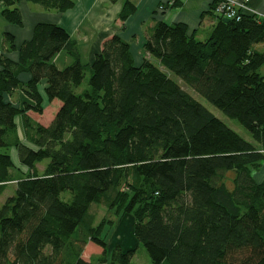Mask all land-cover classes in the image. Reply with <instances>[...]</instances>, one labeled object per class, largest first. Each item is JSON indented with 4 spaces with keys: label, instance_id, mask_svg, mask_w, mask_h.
<instances>
[{
    "label": "trees",
    "instance_id": "obj_1",
    "mask_svg": "<svg viewBox=\"0 0 264 264\" xmlns=\"http://www.w3.org/2000/svg\"><path fill=\"white\" fill-rule=\"evenodd\" d=\"M26 1L59 13L75 6ZM219 2L202 15L217 21L205 41L185 24L157 21L146 31L139 67L118 35L83 64L76 42L52 24L35 27L17 63L0 55V149L14 150L18 164L0 154V194L16 185L0 207V264H131L137 249L108 252L109 221L96 224L91 212L102 203L133 217L137 248L152 264H264V179L255 178L264 164V25L244 13L226 20L215 12ZM18 4L0 0V13L22 27ZM135 11L126 0L121 29ZM4 43L16 50L11 35ZM62 51L72 62L59 69L54 58ZM23 73L29 82H20ZM43 82L47 101L56 103L47 123L29 115H44ZM17 91L31 104L15 106L9 98Z\"/></svg>",
    "mask_w": 264,
    "mask_h": 264
},
{
    "label": "crops",
    "instance_id": "obj_2",
    "mask_svg": "<svg viewBox=\"0 0 264 264\" xmlns=\"http://www.w3.org/2000/svg\"><path fill=\"white\" fill-rule=\"evenodd\" d=\"M173 0H130L136 7L135 13L123 24L119 21V15L126 0L112 3L109 0H74L75 6L64 12L45 11L39 5L26 0H19L18 8L22 14V27L9 24L0 13V51L10 61H19V48L33 38L34 29L38 24H52L63 28L70 38L76 42L81 62L91 65L95 57L100 54L102 46L109 38L118 35L130 45L134 63L141 66L145 55L144 45L146 31L154 26L157 21H165L170 24H185L188 32L200 41L209 38L217 21L215 17L202 15L208 13L213 0H180L179 7L169 6L164 12L159 8ZM235 4H242L244 0H225ZM254 12L264 25V0H249L244 14ZM9 34L14 38L16 50L8 51V44L4 43V35ZM72 62L71 57L62 51L54 58V63L59 69L65 68ZM31 79L30 74L19 75L22 83ZM45 82L40 85V91L44 97V114L55 111V104H50L44 95ZM15 106L22 108L24 104L31 102L20 91L9 98ZM34 119V114L29 113ZM13 158L17 160L16 154ZM13 162L16 164V161Z\"/></svg>",
    "mask_w": 264,
    "mask_h": 264
},
{
    "label": "rangeland",
    "instance_id": "obj_3",
    "mask_svg": "<svg viewBox=\"0 0 264 264\" xmlns=\"http://www.w3.org/2000/svg\"><path fill=\"white\" fill-rule=\"evenodd\" d=\"M90 78V73H86V77L83 83L82 88H87ZM172 78L180 85L182 82L172 75ZM187 92L199 103H201L206 109H208L214 116L223 121L229 128L236 132L240 137L246 140L249 143L255 144V141L251 135L235 120L227 118L222 112L216 109L214 106L209 104L204 98L195 93L190 88L186 89ZM49 113L44 114L41 117L34 116L35 120H38L42 123H47L50 118ZM10 154L13 158L15 155L14 150H4L0 149V154ZM14 159V158H13ZM17 164L16 158L14 159ZM48 161H44L38 167L39 173L42 174L45 167L47 166ZM256 180L262 181L264 179V164L259 172L255 174ZM16 190L15 183L11 182L7 185L6 189L0 194V207L1 205L11 196L14 195ZM92 214L96 218V224H99L101 221L108 222L109 224L105 227L104 234H106V239L108 241V252L111 254L113 249L117 246H120L124 251L137 249L134 258L132 259L131 264H152L151 260L143 247L137 248V242L134 239V219L131 215H115L114 212H109L105 203L98 204L93 206ZM110 254H108L107 261H110ZM94 255V254H93ZM98 264V263H97Z\"/></svg>",
    "mask_w": 264,
    "mask_h": 264
},
{
    "label": "built area",
    "instance_id": "obj_4",
    "mask_svg": "<svg viewBox=\"0 0 264 264\" xmlns=\"http://www.w3.org/2000/svg\"><path fill=\"white\" fill-rule=\"evenodd\" d=\"M249 3V0H244L242 4H235L232 1H225L221 0L219 2V5L215 9V12L217 15H222L226 20H235L236 22L240 21L242 13H244L245 10H247V4ZM172 2H167L163 6L159 8L160 12H164L166 9V6H171ZM249 14L255 15L254 12L249 11ZM256 16V15H255ZM0 55H2V52L0 51Z\"/></svg>",
    "mask_w": 264,
    "mask_h": 264
}]
</instances>
